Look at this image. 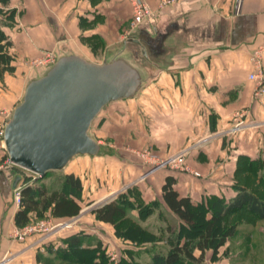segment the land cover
<instances>
[{"label": "crops", "instance_id": "1", "mask_svg": "<svg viewBox=\"0 0 264 264\" xmlns=\"http://www.w3.org/2000/svg\"><path fill=\"white\" fill-rule=\"evenodd\" d=\"M144 1L152 17L134 27L132 0H0V33L5 37L2 42L8 41L6 51L13 54L15 69L12 75L4 72L0 76V264L62 262L54 248L63 243L52 235L41 250L33 244L36 235L20 242L11 234L18 208L13 188L36 175L5 165L8 157L1 135L9 108L20 100L31 78L24 79L22 61L48 51H57L56 56L71 51L100 63L107 52L124 43L142 61L148 78L140 92L133 98L111 101L122 104L127 100V128L125 121L121 125L111 118L113 131L134 132L135 143L128 141V147L142 144L149 149L153 157L145 160L146 164L184 150L185 162L200 172L196 176L162 168L151 170L140 187L145 202L157 198L161 211L173 216L161 196L167 175L175 179L173 186L178 193L194 202L211 195L232 198L237 194L235 185L264 199V98L253 97L255 82L247 76L249 55L257 46L263 48L264 67V0ZM108 104L99 112L103 120ZM138 134H142L143 143H139ZM70 164L63 172L80 176L76 167L67 171ZM81 182V198L100 189L93 184L88 188L83 179ZM107 194L67 218L72 220L67 228L84 214L91 216L92 204ZM247 218L215 253L205 251L202 264H264V219ZM94 221L95 227L111 226ZM161 224L165 225L164 221ZM76 227L63 237L83 231L92 245L102 239L82 226ZM143 243L161 248L165 242ZM137 248L133 256L149 264L150 251Z\"/></svg>", "mask_w": 264, "mask_h": 264}, {"label": "water", "instance_id": "2", "mask_svg": "<svg viewBox=\"0 0 264 264\" xmlns=\"http://www.w3.org/2000/svg\"><path fill=\"white\" fill-rule=\"evenodd\" d=\"M147 78L142 61L124 43L100 63L71 51L59 53L26 82L5 120L2 140L9 162L42 177L63 171L77 156L102 154L103 146L89 131L93 120L107 103L135 97Z\"/></svg>", "mask_w": 264, "mask_h": 264}, {"label": "trees", "instance_id": "3", "mask_svg": "<svg viewBox=\"0 0 264 264\" xmlns=\"http://www.w3.org/2000/svg\"><path fill=\"white\" fill-rule=\"evenodd\" d=\"M3 39L5 37L0 33V76L4 71L2 67L9 60L8 41L2 42ZM54 174L50 171L21 185L20 202L14 214L16 226H23L45 214L61 219L80 212L83 188L80 177L73 172H58L50 185L42 182L43 178ZM174 183L175 179L167 175L161 185V196L175 220H168L157 235L147 230L145 235L149 237L139 239L142 242H165L163 247L157 246V250L151 251L149 264H202L205 251L212 249L215 253L229 236L238 231V224L242 219H248L247 215L264 219V199L244 187L235 185L237 194L229 199L211 195L194 202L189 196H181ZM126 202L120 196L111 197L92 206L89 212L96 220L111 224L115 236L127 239V229L122 226L127 217ZM151 205L145 209L148 213ZM127 228L134 229L133 224ZM145 228L147 226L142 227ZM90 239L83 231L71 233L63 237V245L55 247L54 251L64 264H110L100 248L101 241L97 239L92 245ZM127 254L129 257L121 259L118 264H142L133 253L128 251Z\"/></svg>", "mask_w": 264, "mask_h": 264}, {"label": "rangeland", "instance_id": "4", "mask_svg": "<svg viewBox=\"0 0 264 264\" xmlns=\"http://www.w3.org/2000/svg\"><path fill=\"white\" fill-rule=\"evenodd\" d=\"M52 52L53 54H57V51H48L43 53L40 57L23 60L22 62L26 67L22 72L24 79L26 80L30 77L38 76L46 67H48L47 64H39L38 61ZM12 56L13 54L9 53V60L2 67L4 69L3 74L4 72H7L8 75L14 74V64L11 62L13 60ZM89 60L95 62V60ZM97 62L100 61L98 60ZM20 63L21 61H19V64ZM18 101L19 100L17 99L16 103ZM126 103L127 100H124L122 104H119V102H109V104L106 106L107 110L105 112L107 118L109 117L108 119L106 118L107 121L103 120L104 118L101 116V113L93 120L90 126L89 131L91 135L103 146L102 154L95 157H90L88 155L77 156L70 162L71 164L68 166L67 171L68 169L76 167V169H78L77 173L79 172L80 174V176H77L83 179L85 185L88 188H90L92 184L94 188L97 186L100 188L88 195L86 194L87 196H84L80 199L82 207L89 205L91 202H93V200H95V198H99V196L107 193L108 194L106 197L98 200L96 203L92 204V206L101 202L102 200L116 196H120L121 198L125 199V201H127V217L123 220L122 226L127 229L126 233H128L129 238L123 239L117 236L116 238L114 234V228L112 226L107 225L108 227H95V217L91 214V212H89L91 216L89 214H84L82 219L78 220L73 225V227L64 228L63 230H59L52 235V237L62 240L64 234L67 231L77 230L78 228L76 226H82L87 232H92L94 235L97 233L102 238L100 239V248L105 252L106 256H108V261L110 264H118L121 259L129 257L127 254L128 251L134 253L138 251L137 249L139 248L137 247L139 246H143L146 248V251H150V253L151 251L157 250L158 248L156 247V244H144L142 241H139L140 237H149L145 235L147 230L152 232V235H157L163 231V226L161 224L163 221L166 223L168 220H175L174 216L165 211H161L160 202L157 198H154L149 202H145L144 200L140 187L146 183V181H143L142 179H144L143 177L146 174L150 173L148 172L144 174V172L147 171L150 166H155L154 169L162 168L163 170L169 171L170 173L182 171L185 173H192V175L196 176L200 175V172L197 169H194L190 164L185 162L183 158L184 150L181 151L182 154H180L181 152H178L181 156V159L170 160L172 156L168 157L167 159L158 157L154 164L144 163L145 160L153 156L149 153L150 150L144 148L142 144L141 147H128V143L130 141L133 143L132 145L135 143L133 137L134 132L130 135V133H127L126 131H113L111 127V118H116L117 122L119 120L121 125H124L125 123V128H127V116L124 111V109H126ZM14 105L9 108L8 115L11 113ZM123 135L125 136L123 137ZM138 136L141 137L139 138V143H143L142 134H138ZM55 173L56 174L52 176L43 178L42 182H45L46 185H50L57 177L58 172ZM31 174L34 175L33 173ZM150 204H152V209L148 213V211L145 209ZM161 216L163 219H160ZM44 218H51L53 222H62L66 221L67 219H56L49 214H45L44 216H41L37 219ZM131 224H133L134 229L127 228L128 225ZM134 225L140 227V229L134 227ZM146 226L147 228L142 229V227ZM60 263L63 264V262Z\"/></svg>", "mask_w": 264, "mask_h": 264}, {"label": "built area", "instance_id": "5", "mask_svg": "<svg viewBox=\"0 0 264 264\" xmlns=\"http://www.w3.org/2000/svg\"><path fill=\"white\" fill-rule=\"evenodd\" d=\"M152 17V11L144 0H132V20L131 24L135 27L144 21H148ZM56 59V54H47L43 59L38 61L39 64L51 65ZM249 63L251 70L248 73V78L255 82L253 97L264 98V67H263V48L257 46L252 49L249 55ZM2 134V131H1ZM182 154V152L180 153ZM180 154H176L170 160L181 159ZM8 158L5 165H10ZM20 188L17 185L13 188V201L15 204L20 202ZM71 225V220L53 222L51 218L34 219L23 226L13 227L11 234L15 240L24 242L31 235H36L33 242L41 250H44L46 239L55 234L59 230H63Z\"/></svg>", "mask_w": 264, "mask_h": 264}]
</instances>
